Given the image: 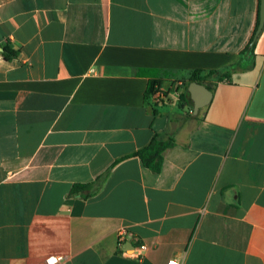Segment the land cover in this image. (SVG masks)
Returning <instances> with one entry per match:
<instances>
[{
  "label": "crops",
  "instance_id": "1",
  "mask_svg": "<svg viewBox=\"0 0 264 264\" xmlns=\"http://www.w3.org/2000/svg\"><path fill=\"white\" fill-rule=\"evenodd\" d=\"M259 9L0 0V264H264ZM251 42V68L218 83L196 114L178 105L167 72L221 68ZM153 75L167 89L154 108ZM155 135L175 141L157 173L137 155ZM88 182L90 196L70 195Z\"/></svg>",
  "mask_w": 264,
  "mask_h": 264
},
{
  "label": "trees",
  "instance_id": "2",
  "mask_svg": "<svg viewBox=\"0 0 264 264\" xmlns=\"http://www.w3.org/2000/svg\"><path fill=\"white\" fill-rule=\"evenodd\" d=\"M253 55V45L246 46L239 54V58L229 65L223 66L217 69L201 70L195 69L190 71L186 76L180 75L178 78L172 79L175 74L174 72H167L165 76L170 77L172 83L181 81L178 87L177 103L180 107L188 105L189 108L192 107V101L190 99L189 93L187 91V85L190 81H197L203 83L208 89L214 91L218 83L228 81L232 73L238 69H249L253 66V60L246 63H242L243 56ZM160 72V71H159ZM163 78L159 75H153L149 78L147 88L145 90V99H149L150 91L153 85L156 83L162 85ZM155 104H152L154 108ZM154 110V109H153ZM174 139L170 135H155L150 142L141 148L137 155L139 156L142 164L149 168L151 171L157 173L161 170L163 165L164 153L167 149L174 145ZM85 192V193H84ZM94 192V187L92 182L88 183H76L71 187L70 195H81L90 196Z\"/></svg>",
  "mask_w": 264,
  "mask_h": 264
},
{
  "label": "water",
  "instance_id": "3",
  "mask_svg": "<svg viewBox=\"0 0 264 264\" xmlns=\"http://www.w3.org/2000/svg\"><path fill=\"white\" fill-rule=\"evenodd\" d=\"M264 23V0H260L259 9V21L255 31V35L259 33ZM252 45V42L250 43ZM187 91L192 101V112L196 114L198 110L207 105L213 95V92L207 88L203 83L197 81H190L187 85ZM129 247L133 248V245L129 243Z\"/></svg>",
  "mask_w": 264,
  "mask_h": 264
},
{
  "label": "built area",
  "instance_id": "4",
  "mask_svg": "<svg viewBox=\"0 0 264 264\" xmlns=\"http://www.w3.org/2000/svg\"><path fill=\"white\" fill-rule=\"evenodd\" d=\"M92 70V69H91ZM175 85L179 86L181 84V81H177L174 82ZM163 99H165V90L162 87V85H158V84H154L152 87V90L150 91L149 94V101L151 102V104H158L160 103ZM125 235H126V231L122 228H120L118 230V241H119V245L123 242V240L125 239ZM139 250H143L145 249V245L141 244L137 247ZM136 248V249H137ZM127 256H132L135 258H140L142 256V253L140 251L135 252V249H132L130 252H126ZM53 259V261L51 260ZM56 257H49L47 258L45 261L47 264H52V262L56 261ZM167 264H179V260L177 259H170Z\"/></svg>",
  "mask_w": 264,
  "mask_h": 264
},
{
  "label": "rangeland",
  "instance_id": "5",
  "mask_svg": "<svg viewBox=\"0 0 264 264\" xmlns=\"http://www.w3.org/2000/svg\"><path fill=\"white\" fill-rule=\"evenodd\" d=\"M171 85H172V89H174L175 88V83H171ZM164 90H165V97H167V91H166L167 89H164Z\"/></svg>",
  "mask_w": 264,
  "mask_h": 264
}]
</instances>
